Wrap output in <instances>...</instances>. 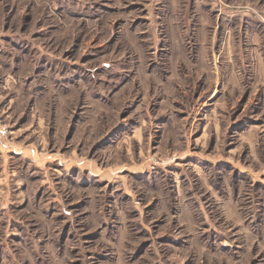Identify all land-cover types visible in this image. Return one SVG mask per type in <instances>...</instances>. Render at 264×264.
<instances>
[{
  "label": "rangeland",
  "instance_id": "rangeland-1",
  "mask_svg": "<svg viewBox=\"0 0 264 264\" xmlns=\"http://www.w3.org/2000/svg\"><path fill=\"white\" fill-rule=\"evenodd\" d=\"M0 264H264V0H0Z\"/></svg>",
  "mask_w": 264,
  "mask_h": 264
}]
</instances>
